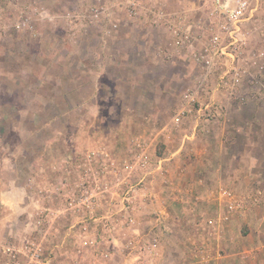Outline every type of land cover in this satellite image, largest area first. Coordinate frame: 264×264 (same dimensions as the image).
I'll return each mask as SVG.
<instances>
[{"label":"rangeland","instance_id":"obj_1","mask_svg":"<svg viewBox=\"0 0 264 264\" xmlns=\"http://www.w3.org/2000/svg\"><path fill=\"white\" fill-rule=\"evenodd\" d=\"M100 1L0 0V263L6 258L3 250L7 245L20 248L30 240L43 246V264H194L190 252L184 248L168 251L162 248L161 255L157 250L151 262L136 260L133 255L136 250L128 245L130 238L138 239L133 230L103 235L101 230L94 232L96 235L91 236L97 237L100 244L87 246L85 240L90 235L81 234L83 217L78 218L76 213L43 218L44 227L38 224L42 209L55 211L65 203L63 196H44L43 188L48 186L52 190L62 179L73 187L81 175L77 158L89 150L106 149L113 159L130 157L137 136L170 123L193 72V65L189 69L176 57L148 58L158 47L167 46L168 34L158 28L143 32V26L132 25L120 0L102 1L110 7L113 20L123 10L124 30H128L124 31L125 39L102 40L101 23L90 20V7ZM158 1L172 4L170 9L184 3V0H143ZM256 2H259L257 20L247 26L253 48L264 47V0H253V4ZM35 5L45 7L42 16L31 12L32 7L29 9ZM26 17L32 27L22 25ZM129 32L135 39H128ZM108 53L116 57L112 65L105 66L107 74L100 77L96 74L102 63L106 64L103 57ZM99 87L101 90L96 91ZM201 101L218 110L215 120L202 124L203 119L196 122L195 116H187L180 126L173 127L178 136L173 135L169 144L178 146L183 141L181 128L190 122L202 129V138L197 143H214V148L221 146L220 141L233 144L231 152L222 153L216 161L224 167L221 174L233 179L230 185L226 184L238 193L254 190L260 199L245 206L248 210L229 224L224 245L221 244L224 262L264 264V102L234 104L222 93L208 92ZM140 116L152 118L151 122L142 124L136 118ZM160 146L162 152L167 148L166 143H159L157 153ZM254 157L260 163L254 170L256 180H250L248 176L251 178L252 174L246 165ZM236 165L240 168L234 171ZM208 177L212 179L211 175ZM147 185L138 193L133 192L136 198L132 205V201L116 195L115 186L110 188L103 203L95 207L104 219L95 223L104 221L112 227L114 220L108 217L121 216L123 208L127 215L134 214L137 221L139 205L143 210L140 214L148 219L165 216L160 211L155 213L149 207L151 204L144 202L149 195ZM140 195L145 204L138 203ZM16 198L23 199L22 206L13 215L26 214L22 223L4 220L13 210L4 201L16 202ZM213 211L209 209V213ZM176 214L184 215V211ZM246 217L251 225L243 222ZM86 223L90 230L95 228V223ZM246 230L252 235L244 237ZM21 256L22 263L28 264L26 256Z\"/></svg>","mask_w":264,"mask_h":264},{"label":"built area","instance_id":"obj_2","mask_svg":"<svg viewBox=\"0 0 264 264\" xmlns=\"http://www.w3.org/2000/svg\"><path fill=\"white\" fill-rule=\"evenodd\" d=\"M101 1L90 7V20L101 23L102 37H115L119 34L122 21L120 17L111 19L110 7ZM162 3L163 1L145 3L143 0H121L127 20L132 23H150L152 27L160 28L168 34L167 46L155 49V55L166 60L179 58L189 69L190 65H193V72L190 75L188 73L189 82L181 102L171 119L172 125L180 126L190 115L196 117V122L200 119L206 122L214 121L218 110H213V104L201 101L207 92L222 93L234 104L264 102V47L251 46V30L247 28L257 20L259 2L253 4V0H199L190 4L180 2L175 9H170L167 4ZM31 7V12L41 16L44 14L45 7L35 5L29 9ZM22 25L32 27L28 17L23 20ZM132 146V155L121 160L111 158L106 149L89 150L78 158L71 156L80 160L77 170H80L81 175L73 187L68 184V180L62 179L54 184L52 190L48 189V186L41 190L44 196H63L65 203L55 211L42 209L38 224L44 227L43 218L59 217L62 213H76L78 218L83 217L81 234L90 235L85 240L87 246L100 244L97 237H92L97 231L101 230L100 234L103 235L107 232L113 234L133 230L138 239L130 238L128 245L133 248L131 250H136V253L133 252L136 260L149 262L157 253L159 238L157 235L148 239L140 238L142 233L136 226L134 214L127 215L123 208L121 216L115 219V214L108 217L114 220L111 222L112 227L104 221L95 223L104 219L96 213L95 207L103 203L110 188L115 186L116 195L132 201V205L136 198L133 192L138 190V193L142 189L147 175L156 168L155 163H160V160L155 162L151 154L150 140L145 135L137 136ZM105 175L109 177L105 178ZM214 195L215 198L226 202L230 211L243 209L244 203H255L259 197L254 192L246 198H239L223 186L218 187ZM84 212L88 214L83 215ZM86 222L95 223V228L90 230ZM208 224L214 229L218 226L217 221L213 219L209 220ZM3 252L6 258L0 264H23L21 255L26 256L28 264L44 262L43 246L35 241L28 240L20 248L7 245ZM108 255L106 254V257Z\"/></svg>","mask_w":264,"mask_h":264},{"label":"crops","instance_id":"obj_3","mask_svg":"<svg viewBox=\"0 0 264 264\" xmlns=\"http://www.w3.org/2000/svg\"><path fill=\"white\" fill-rule=\"evenodd\" d=\"M198 1L199 0H184V2L188 4ZM165 4L168 5V2H165ZM169 6L171 7L173 5L170 4ZM122 11L123 10H120L121 13L119 15L122 21L119 34L115 37L104 38L102 37L101 33V39L105 40V42H121L125 39H123V35L125 33L124 31L128 32V30H124L126 19ZM131 24L140 25L141 27L143 26V32L144 29L154 28L152 27V24L145 23L144 21ZM101 31L102 30H100V32ZM131 33H128V39L130 37L135 39L136 36H131ZM138 42H140V40H138ZM134 47L136 49V46ZM152 52L154 54H148V58L151 60L152 58H157L155 51ZM119 54L120 53H118V56ZM115 57L116 55L114 54H105L103 58L106 60V64L105 62L102 63V66L99 69L100 71L96 75L104 77V75H106L108 72L106 69L107 65H112V61L115 59ZM97 90H101V88L99 87L96 89V91ZM93 99L94 97L89 99V102H92ZM249 104H251V102ZM136 118L139 120L141 119L140 121L142 124L149 123L152 119L148 116H140ZM205 122L206 121L203 120L202 124ZM206 123L209 124L210 122ZM173 127L175 126L171 124V121L170 123L168 121L158 130H145L142 134L150 140L151 154L153 155L155 162L160 160V163L158 165L155 163L156 168L153 169L151 174H149L147 177L146 183L148 184V197L146 196L147 198H144V200L142 198L143 196L140 195L138 203H141V205L150 203L151 205H149V207H151L155 213L160 211V213H164L165 216L162 217L159 215L157 219H148L147 217L140 214L143 210L141 211L142 206L140 207L139 205L140 210L137 215V226L142 233V237L144 236L148 239L151 236H158V255L159 252L160 255L162 254V248L165 251H168L172 248L177 250H179V248H184V251L190 252V256L194 261V264H225L226 261L224 262V259L226 257L223 253L224 246L221 244L224 245L223 242L225 241L224 238L227 235V228L229 224L232 223L236 217H241V215H243V213L248 210L244 208L245 206L248 207L251 204H255L257 201H259L260 197H257L258 200L255 203H248L247 205L244 203L243 209L241 208L236 209V211H230L226 202H223L220 198H215L214 193L218 187L223 186L230 189L235 194V196H238L239 198L247 194L245 192L238 193V191L227 185H230L233 179L228 177L229 175L223 176L221 171L224 170V167L222 164L216 162L222 153L229 151L231 152L233 144L231 145L220 141L221 146L219 148L218 146L214 148V143H197L198 140L202 138L200 137V135H202V129L192 126L190 122L185 128H181L184 137L183 141L178 146H175L174 144L170 145L169 143L173 139V135L175 137L178 136L176 134L177 131H173ZM226 140L228 141V137ZM159 143L167 144V148L165 147L166 150L164 149V152H162L161 155L157 153L156 148L157 144ZM235 156L239 157L240 154ZM181 159L184 160V163L179 164ZM258 163H260V160L259 158L255 157L251 159L249 164L247 163L248 165H246V167L249 168L252 174L251 178L248 176V179L256 180L254 170L256 169ZM238 167L240 168L239 165H236L234 171L238 170ZM208 175H211L212 179H210ZM254 180L253 182H255ZM251 193H254V190H250L246 196H249ZM246 196L243 198H246ZM142 199L145 203L141 201ZM22 200V198L21 200L16 198V202L11 200L4 201V203H6L9 208H13V210H11L8 215H6L7 217L4 220L10 222H16L18 220V222L22 223L21 220L26 218V214H18L19 216L13 215L15 212L20 210L22 206L20 203H22ZM26 201L28 200L26 199ZM211 208L214 209L212 212L213 214L209 213V209ZM182 210L184 211V215L181 214L180 216H177L178 214L176 213H180ZM19 213L23 212L20 211ZM161 218L166 221V224H164L165 222L163 219L161 220ZM211 219L217 221L218 226L216 229L211 228L208 224L209 220ZM181 221H184V223L182 224ZM243 222L247 225H251L250 218L248 217H246L245 220L243 219ZM163 225L164 229H162ZM5 234L6 233H4V235ZM244 234L245 237L252 235V232L249 233V230H246ZM231 247H235V245L232 244ZM212 250H214L213 254L211 253ZM154 257L155 255L149 262H151Z\"/></svg>","mask_w":264,"mask_h":264},{"label":"trees","instance_id":"obj_4","mask_svg":"<svg viewBox=\"0 0 264 264\" xmlns=\"http://www.w3.org/2000/svg\"><path fill=\"white\" fill-rule=\"evenodd\" d=\"M161 147H162V146H160V149H159V151H158V154H159V155L162 154V150H163V149H161Z\"/></svg>","mask_w":264,"mask_h":264}]
</instances>
